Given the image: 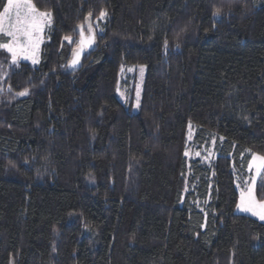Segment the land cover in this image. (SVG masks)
<instances>
[{"label": "trees", "instance_id": "1", "mask_svg": "<svg viewBox=\"0 0 264 264\" xmlns=\"http://www.w3.org/2000/svg\"><path fill=\"white\" fill-rule=\"evenodd\" d=\"M31 2L53 22L39 63L0 48V264H264V222L235 211L264 155V0Z\"/></svg>", "mask_w": 264, "mask_h": 264}, {"label": "rangeland", "instance_id": "2", "mask_svg": "<svg viewBox=\"0 0 264 264\" xmlns=\"http://www.w3.org/2000/svg\"><path fill=\"white\" fill-rule=\"evenodd\" d=\"M21 2H23V0H21ZM15 22H16V15H15V10H14L11 14V20L10 21L8 18H5L4 27L7 28L9 26V23L14 24ZM52 23L53 22H52V15H51L50 16V23L44 24L41 27L39 32L33 34V40L37 44V47L35 49L28 47L27 50L22 51V52L18 50V55H17L15 61L13 60L12 53H10L8 51L11 58H12V62L27 61L33 65L38 64L40 59H41L42 45L46 41L47 30L51 26ZM10 40H11V38H10ZM10 40L6 43H9ZM6 43H0V44H6ZM21 44L25 47L27 46V38L26 37H21ZM0 48L6 50L5 48H2V47H0ZM34 59L36 62H34ZM141 68H143V71H141ZM4 71L5 70L3 68H0V79H1V77L4 76L3 75ZM128 76L131 77L130 80H131V83L133 84V87H134V94L132 97H131L130 93H128V90L125 87H123L121 84L122 80L124 81L125 79L128 78ZM145 77H146V68L143 65L128 66L126 68H123L121 71V74H120V83H119V87H118V95L123 101H126L127 103L129 102L130 99L133 98L131 103L133 104V111H135V112H137L139 110V107H140ZM188 138L192 139L193 134L188 133ZM213 150H214V144L213 143H211L209 146H204L201 149L196 148L193 144L190 143V144H188L186 155L188 158H192V159L193 158H200L204 162L211 163L213 161V159L215 158V155H216L215 151H213ZM256 157H264V155L259 154V153H254L252 155V159H251V162H250L249 168H248L250 175L243 182L238 181V183H237V189L239 192V197H238V202H237L235 211L237 213L250 215L252 217L257 218L261 222H264V220H261L258 215L253 214V211H245L243 209V207H238V205H241L242 196L245 200H247L248 190L250 188L252 189L253 194H254L257 201H264V200L258 199V197L256 195V191H255L256 183L259 179V176L261 175V173L264 172V161L256 159Z\"/></svg>", "mask_w": 264, "mask_h": 264}, {"label": "snow or ice", "instance_id": "3", "mask_svg": "<svg viewBox=\"0 0 264 264\" xmlns=\"http://www.w3.org/2000/svg\"><path fill=\"white\" fill-rule=\"evenodd\" d=\"M15 10L16 22L9 23L7 28L4 27L5 18L11 20V14ZM219 14V10L216 13ZM51 14L48 12L39 11L35 5L31 2V0H8L7 4L4 6L3 13L0 14V33H4L8 37L11 38L9 43L0 44V47L5 48L7 51L12 53L13 60L15 61L18 50L25 51L28 47L35 49L37 47L36 42L33 40V34L40 31L41 27L50 23ZM91 16V13H89ZM106 16L105 11L100 12V18ZM83 26H81V29ZM89 32L91 33V25H89ZM21 37L27 38V46H23L21 44ZM65 39H70V37H65ZM91 37L88 40V43H91ZM83 30H81V45L83 46ZM34 62L35 59H34ZM78 62V54L77 58L72 61L73 64ZM143 71V68H141ZM25 93H19V95H24ZM261 161H264V157H256ZM238 207H243L245 211H253V214L258 215L261 220H264V201H257L252 189L248 190L247 200H245L242 196L241 205Z\"/></svg>", "mask_w": 264, "mask_h": 264}, {"label": "water", "instance_id": "4", "mask_svg": "<svg viewBox=\"0 0 264 264\" xmlns=\"http://www.w3.org/2000/svg\"><path fill=\"white\" fill-rule=\"evenodd\" d=\"M81 26H83V25H81ZM81 26L78 29V33L80 36L79 42H78L77 48L74 51L72 58L69 62L70 67L74 68V69H78V68L82 67V59L84 58V56L86 55L87 52L92 51L95 48V44H96L95 32L92 30L90 33L89 31L84 29V26L81 29ZM81 30H83V39H84L83 46L81 45ZM90 37L92 38L91 43H88V40ZM77 54H78V62L73 64L72 61L77 58ZM24 95H26V94H24ZM24 95H22V96H24Z\"/></svg>", "mask_w": 264, "mask_h": 264}, {"label": "crops", "instance_id": "5", "mask_svg": "<svg viewBox=\"0 0 264 264\" xmlns=\"http://www.w3.org/2000/svg\"><path fill=\"white\" fill-rule=\"evenodd\" d=\"M8 2V1H7ZM7 4V3H6ZM4 10V9H3ZM2 13H3V11H2ZM2 34H4V33H2ZM5 35V34H4Z\"/></svg>", "mask_w": 264, "mask_h": 264}, {"label": "bare ground", "instance_id": "6", "mask_svg": "<svg viewBox=\"0 0 264 264\" xmlns=\"http://www.w3.org/2000/svg\"><path fill=\"white\" fill-rule=\"evenodd\" d=\"M25 94H27V93H25Z\"/></svg>", "mask_w": 264, "mask_h": 264}]
</instances>
